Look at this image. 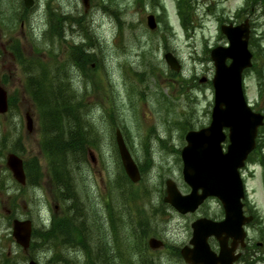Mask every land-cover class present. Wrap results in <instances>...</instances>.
Wrapping results in <instances>:
<instances>
[{"label": "rangeland", "instance_id": "obj_1", "mask_svg": "<svg viewBox=\"0 0 264 264\" xmlns=\"http://www.w3.org/2000/svg\"><path fill=\"white\" fill-rule=\"evenodd\" d=\"M47 1L37 0L36 8L23 15L24 26L20 28L17 17L20 0H0L1 43L5 45L11 35L18 39L22 57L29 58L31 64L44 71L40 76L42 87L51 92L49 85L52 84L56 99L61 98L58 83L61 74L66 75L64 83L76 93L77 98L68 105L75 108L80 103L82 126L92 132L90 139L93 140V145L86 146L84 163L74 169L78 200L83 202L87 197L81 206L88 204L95 210L94 204L100 222L95 223V229L85 223V235L93 231L85 244L78 236L76 224L64 221L75 210L57 203V190L49 172L50 159L42 149L43 120L38 107L30 104L33 96L29 87L23 90L28 85L24 64L18 59L14 62L0 47L4 54L0 57V83L5 82L4 88L13 104L19 107L17 111L11 109L9 114L0 115V166H5L6 156L11 152L24 166L31 165L32 171L40 170L37 178L34 171L31 179L34 192L29 186L20 202L8 206L14 215L25 211L23 206L28 209L35 236L32 234L26 253L15 242L0 238L1 256L6 254L12 264H26L30 259L38 264H181L175 258V250L170 251L169 247H182L186 243L187 225L204 212L210 217L217 216L218 204L213 200L206 202L191 216L179 215L171 208L161 215L157 213L160 207L157 204L164 195L166 179L173 180L181 193L189 191L182 180L177 151L185 145L186 129L196 130L210 121L213 89L209 81L214 69L209 51L222 45L224 38L218 37L216 28L208 21L188 31L178 28L180 0L150 3L148 0H89L87 9L81 0H53L50 4L57 5L56 12L64 17L81 18L76 23L82 24L85 30H79L78 24H66L59 36H50L43 12ZM199 5L203 6L196 2L184 5V10L197 18L196 24L201 14ZM109 9L119 11L120 28ZM150 14L157 23L152 31L146 26ZM75 46H80L83 53L95 47L82 73L73 62L78 53ZM166 52L176 59L179 70L175 73L180 76H171L173 71L164 60ZM257 65H262L264 70V62ZM201 78L206 81L200 83ZM244 94L253 110L264 113V89L259 87L253 71L244 77ZM26 110L33 114L32 134L25 129ZM16 118H20L22 129L14 121ZM88 120L92 124L88 125ZM117 128L138 166L145 158L152 160L151 170L138 183L127 180L120 163L115 142ZM157 137L171 149L161 147ZM261 137L264 139V134ZM227 143L223 142L224 150ZM252 165L249 163L241 172L246 179L248 201L264 210V170ZM65 202L73 204L71 199ZM56 222L60 223L58 230L50 236L40 234L42 223L51 229ZM151 238L162 241V246L150 249L147 240ZM252 239H256V234ZM103 246L108 250L106 256L102 253Z\"/></svg>", "mask_w": 264, "mask_h": 264}, {"label": "water", "instance_id": "obj_2", "mask_svg": "<svg viewBox=\"0 0 264 264\" xmlns=\"http://www.w3.org/2000/svg\"><path fill=\"white\" fill-rule=\"evenodd\" d=\"M29 6L30 0H24ZM87 5V0H82ZM153 18L148 17L149 28H154ZM229 46L219 47L211 51V59L214 66L212 86L214 89V102L210 124L198 131H190L186 134V145L181 151L182 177L189 186L190 192L182 195L171 180L166 181L164 202L170 204L179 213L193 212L207 196L217 197L224 208L225 220L220 226L209 224L213 229L226 231L228 227L231 234L240 231V198L243 197V186L239 175V168L244 166L248 154L255 147V137L258 127L262 125L263 116L251 111L247 106L242 92V72L251 66L250 54L246 47V40L241 38L243 32L239 28L224 30ZM166 61L172 69L178 70V66L169 55ZM226 59L230 63L226 64ZM7 109L6 94L0 88V113ZM224 129L228 133L225 134ZM228 139L226 152L223 153L221 143ZM116 143L119 150L123 169L133 182L139 180L138 169L128 153L119 131H116ZM7 164L12 170L15 179L23 182L22 162L15 155L10 154ZM198 191H201L198 193ZM203 221H197L192 225L193 239L191 241L197 247L196 236L198 225ZM16 241L26 249L30 236L29 222H16L14 226ZM214 234L216 231H212ZM157 239L148 240L151 248L160 246ZM227 264L235 259L229 255ZM29 264H37L29 262Z\"/></svg>", "mask_w": 264, "mask_h": 264}, {"label": "flooded vegetation", "instance_id": "obj_3", "mask_svg": "<svg viewBox=\"0 0 264 264\" xmlns=\"http://www.w3.org/2000/svg\"><path fill=\"white\" fill-rule=\"evenodd\" d=\"M32 1H33V7H35L37 0H32ZM214 1L210 2L209 0H190V3L196 2V4L199 3L203 4V6L201 5L199 6L201 9L200 11L201 15H203L202 14L203 11H206L204 12V17L209 18V20L214 24L218 32L219 38L222 37L221 28L223 26L243 27L247 24L249 29L248 49L252 55V62L253 64L256 63V65L259 62L261 63L264 62V0H242V3L240 5L239 3L236 2V0H214ZM229 4L230 5L232 4L233 6H230ZM33 7L30 9L25 8L23 1L20 0V7L17 8V13H18L17 17L21 22L20 28H23L24 26L23 15L31 11ZM217 8L219 9L218 12L216 11ZM192 18L196 19L194 16H192ZM176 20H177L176 24L178 26H181L182 22L180 20V17L176 18ZM192 23L196 24V22L194 21ZM14 39L16 40L17 38L14 37ZM12 41L13 40L9 39L7 45L11 44ZM222 44L225 45L226 44L225 41H223ZM0 47L4 50V46L2 44H0ZM7 54L10 55L11 59L14 62L17 61L18 59L16 56L17 54H15L10 50L7 51ZM3 55L4 54H0V57ZM29 60L26 59L23 61L24 67L27 71L29 70L28 69L29 66H35L34 63L29 65L28 64ZM261 67L262 65H257L256 68H254V71L261 72L264 74V70ZM1 84L4 86L5 82L4 84L3 83ZM23 90L24 92L26 91L25 86L23 87ZM7 95H8L7 96L8 111L0 115H7L9 114L11 109H15L17 111V109L19 108L16 105V103L13 104L14 101L11 100V97L9 96L8 93ZM30 104L35 106L34 102H31ZM26 111H25V116L29 115L30 117L33 118V114L29 113L28 110ZM14 121L20 123L19 128L22 129L20 118H16L14 119ZM25 129L27 130V133L32 134L34 132V123H33L32 131H29L28 128ZM34 171H37V173L35 174L37 178V175L40 174V170L34 169L32 171V166L25 164L24 166L25 184L20 185L14 181L13 176L6 165L0 166V238L6 239L12 244L14 243V238L12 234L13 222L15 219L22 220L20 219V217H24L25 219H28V215H27L28 209L23 206L25 211H23L20 214H18L17 212V214L14 215L12 211L8 209V206L13 205L15 202H20L19 198L21 197L23 199L24 197L23 194L25 190L29 188V186L33 188L32 184H34V182L32 183L31 179ZM30 172H32V175H30ZM72 181L74 182V178L72 179ZM13 185H15L17 188H14ZM72 189L74 193L75 190L74 184ZM33 192H34V188H33ZM59 194L60 192L57 190V195ZM62 195H63L62 197L66 199L70 194L64 190ZM242 209H243V214L246 217H250V216L252 217L251 222L244 225V230L246 231L244 242L243 244H241L238 240H234L231 236H229L226 239V245L228 247L233 246V248H235L236 250V253H240V256L238 260L235 262V264H264V210H261L257 206H252L248 200L243 202ZM218 210H219V214L217 216H214V220L216 221H220L222 219V217H220L221 208L219 204H218ZM206 214L208 213L204 212L203 216ZM222 216H223V210H222ZM41 234L44 235V233ZM254 234H256L255 240L252 239V236ZM222 236H224V234ZM188 242H189V232H186L185 244H188ZM207 243L208 245H210V248L213 251L216 252L218 251L219 249L218 241L214 237H208ZM17 247L19 246L17 245ZM19 249L21 248L19 247ZM22 251L26 253V251L24 250ZM198 259L200 261L199 262L200 264H205V261L201 257H198ZM182 262L183 264H186L184 263L183 260ZM0 264H12V263L9 261V257L6 254L4 255V257L1 256L0 254Z\"/></svg>", "mask_w": 264, "mask_h": 264}, {"label": "trees", "instance_id": "obj_4", "mask_svg": "<svg viewBox=\"0 0 264 264\" xmlns=\"http://www.w3.org/2000/svg\"><path fill=\"white\" fill-rule=\"evenodd\" d=\"M114 1V0H110ZM112 13L114 17L117 19L116 10H113ZM118 20V19H117ZM75 21H78L77 19ZM61 24L57 23L54 25V30L58 32L61 31ZM77 57L73 58L74 64L79 68L81 73L83 72L84 66L91 60V57L84 55L81 51H78ZM44 73V71H43ZM45 74V73H44ZM137 75V74H136ZM64 75H60V79H58V83H60L59 91H60V100L56 99L55 94L52 92V84L49 85L50 91L44 90L40 80L36 79L34 82L35 89L32 90V96L34 102L40 103L38 107L40 119L43 120L44 124V141L42 143V149L44 152L48 154L50 159L49 163V172L50 177L52 178L54 186L63 192V190L67 191L70 195L68 198L71 197L70 188L72 187L73 181L72 176H74V169H77L80 164H83L85 161L84 153L86 151V146L93 145V140H91V131L85 130L84 125L82 126V119H84L83 115L79 112V104H76L74 108L72 105H68L70 101L77 98L75 92L70 90V86L68 83H64ZM57 77V76H55ZM47 76L45 75V79ZM48 87V88H49ZM54 94V96H53ZM82 115V116H81ZM87 124H92L89 120L86 121ZM114 126V124H113ZM264 142V141H262ZM261 144V141H260ZM260 147V146H259ZM258 159V157H257ZM255 158H252L254 161ZM260 163L264 167V162L260 161ZM151 162L145 158L141 169L145 172ZM137 197V196H136ZM78 200L76 201V206L71 209L70 211H74L77 216L76 224L78 232H83L87 226L91 229H95V223L100 222V218L96 212L97 209L93 204V208L95 210H91L86 204L85 206H81L85 204L84 202ZM160 206V207H159ZM159 207L157 213L165 214L166 205L160 202L157 204ZM157 210V209H156ZM108 213L112 215L111 211L108 210ZM74 215L70 216L67 222L72 223L74 220ZM86 223V224H85ZM100 226V224H99ZM60 228V223L56 222L52 229L48 232L45 236H50L53 232ZM34 231V236H35ZM81 233H78V236L81 238ZM143 237L145 236V232L142 233ZM102 253L104 256L107 254V248L102 247Z\"/></svg>", "mask_w": 264, "mask_h": 264}, {"label": "bare ground", "instance_id": "obj_5", "mask_svg": "<svg viewBox=\"0 0 264 264\" xmlns=\"http://www.w3.org/2000/svg\"><path fill=\"white\" fill-rule=\"evenodd\" d=\"M73 218H74L75 221L77 220V216H76V215H74ZM92 232H93V231H92ZM92 232L89 233L88 236L85 235V233L83 232V235H82V238H81V239H82V241H83L85 244L88 243L89 237L91 236Z\"/></svg>", "mask_w": 264, "mask_h": 264}]
</instances>
